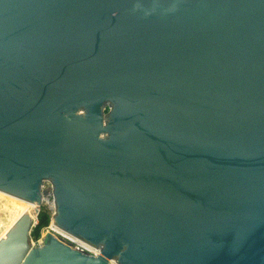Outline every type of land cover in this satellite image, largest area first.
<instances>
[{"label":"water","instance_id":"obj_1","mask_svg":"<svg viewBox=\"0 0 264 264\" xmlns=\"http://www.w3.org/2000/svg\"><path fill=\"white\" fill-rule=\"evenodd\" d=\"M0 191V264H264V0H0Z\"/></svg>","mask_w":264,"mask_h":264},{"label":"rangeland","instance_id":"obj_2","mask_svg":"<svg viewBox=\"0 0 264 264\" xmlns=\"http://www.w3.org/2000/svg\"><path fill=\"white\" fill-rule=\"evenodd\" d=\"M3 192V191H2ZM8 196L6 195H3V194H0V239L5 237V234L7 233L8 229L14 224V222L19 218V216L22 214V213H18L16 214L15 210H14V200H12L10 197V199L8 198ZM3 201V202H2ZM6 203V204H5ZM13 203V204H12ZM11 204V205H10ZM5 206V207H4ZM13 206V207H12ZM53 207V204L50 200L49 203H44L42 204L41 206V209H40V213L42 212H45L49 215V223L44 226L41 230V233H40V236L38 238H34L31 234V237H30V240L34 243L37 244V240H40L42 237L44 238V235L48 230V227L51 223V216L52 214L54 213V208ZM8 209V210H7ZM34 207H30V210H33ZM5 213H3V211ZM8 211V212H7ZM39 213V215H40ZM14 214V215H13ZM39 215L38 217L36 218L37 222L39 221ZM14 216V217H13ZM9 218V219H8ZM35 219V218H34ZM11 222V223H10ZM8 223V224H7ZM9 226V227H8ZM8 228V229H7ZM3 229V231H2ZM65 238V237H63ZM67 239V238H65ZM68 240V239H67ZM70 240V239H69Z\"/></svg>","mask_w":264,"mask_h":264},{"label":"bare ground","instance_id":"obj_3","mask_svg":"<svg viewBox=\"0 0 264 264\" xmlns=\"http://www.w3.org/2000/svg\"><path fill=\"white\" fill-rule=\"evenodd\" d=\"M0 194H3V195H6L8 196L7 199L10 197L12 200H14V210L16 212V214H20V213H23V212H29L31 214V216L33 218H35V209L37 208V204L35 202H30V201H26V200H23V199H20L18 197H15V196H12L8 193H5V192H2L0 191ZM9 198V199H10ZM1 199V198H0ZM3 202V201H2ZM6 204V203H5ZM13 204V203H12ZM11 205V204H10ZM5 207V206H4ZM13 207V206H12ZM30 207H34L33 210L29 211L30 210ZM8 210V209H7ZM3 211V210H2ZM8 212V211H7ZM3 213H5L3 211ZM14 215V214H13ZM14 217V216H13ZM9 219V218H8ZM1 223V222H0ZM11 223V222H10ZM8 224V223H7ZM9 227V226H8ZM50 227L53 229V230H58L59 233L67 238V239H70L69 241L71 242H74L76 244H80V245H85V246H88L89 244L85 243L84 241L72 236L71 234L61 230L57 225H55L54 223H52L50 225ZM8 229V228H7ZM3 231V229H2ZM6 235V234H5ZM91 247V245H89ZM94 248V247H93ZM96 250V249H95ZM113 262V261H112Z\"/></svg>","mask_w":264,"mask_h":264},{"label":"built area","instance_id":"obj_4","mask_svg":"<svg viewBox=\"0 0 264 264\" xmlns=\"http://www.w3.org/2000/svg\"><path fill=\"white\" fill-rule=\"evenodd\" d=\"M43 189H47V194L46 195H43V204L44 203H49L50 202V200H51V202H52V204H53V207L52 208H55L54 207V197H53V193H52V185H51V183L49 182V181H45V183H44V185H43ZM52 224V222L50 223V225ZM50 225H49V227H48V230L50 231V232H52L54 235H56V236H59V237H62L63 238V236L59 233V231L58 230H53L51 227H50ZM62 230V229H61ZM64 231V230H63ZM65 239V238H64ZM65 240H67V239H65ZM67 241H69V239L67 240ZM32 242V245H41L42 243H43V237L40 239V240H37V244L36 243H34L33 242V240L31 241ZM73 244H74V246L75 247H77V248H79V249H83V250H85V251H87V252H89V253H91V254H94V255H97V254H99L100 253V250L99 249H97V248H93V246H85V245H80V244H76V243H74V242H72ZM96 249V250H95Z\"/></svg>","mask_w":264,"mask_h":264},{"label":"trees","instance_id":"obj_5","mask_svg":"<svg viewBox=\"0 0 264 264\" xmlns=\"http://www.w3.org/2000/svg\"><path fill=\"white\" fill-rule=\"evenodd\" d=\"M49 223V215L45 212L40 213L39 221L37 222L35 228L32 231V236L38 238L40 236L41 230L44 226Z\"/></svg>","mask_w":264,"mask_h":264}]
</instances>
